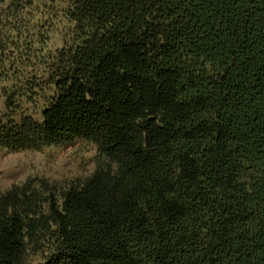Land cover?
<instances>
[{
	"label": "trees",
	"instance_id": "16d2710c",
	"mask_svg": "<svg viewBox=\"0 0 264 264\" xmlns=\"http://www.w3.org/2000/svg\"><path fill=\"white\" fill-rule=\"evenodd\" d=\"M36 12L0 0L7 103L37 116L0 122V148L80 139L99 163L64 188L30 179L0 196V264H264V0ZM59 19L62 48L38 70L29 57Z\"/></svg>",
	"mask_w": 264,
	"mask_h": 264
},
{
	"label": "rangeland",
	"instance_id": "374dc122",
	"mask_svg": "<svg viewBox=\"0 0 264 264\" xmlns=\"http://www.w3.org/2000/svg\"><path fill=\"white\" fill-rule=\"evenodd\" d=\"M64 2L65 0H34V5L40 13L47 6L51 7L52 5L62 9ZM39 13L35 14L39 16ZM53 26L55 27L48 34L45 43L36 44L32 57H29V62L36 64L38 70L47 55L55 54L62 48L66 22L59 19ZM29 71H32V68ZM6 86V83L0 79V122L7 124L10 121H15L17 123L22 113L34 115L37 118L33 108L27 104L22 105V111L19 113L15 114L11 110V106L7 102L11 99L13 91L8 95L5 92ZM13 102L17 103L15 98H13ZM38 106L40 108L41 105ZM98 163L97 147L92 142L80 139L48 147L40 152L9 151L0 148V196L13 186H21L30 179H42L64 188L78 180L90 177L95 172ZM43 258L42 253L31 252L27 264H42Z\"/></svg>",
	"mask_w": 264,
	"mask_h": 264
}]
</instances>
